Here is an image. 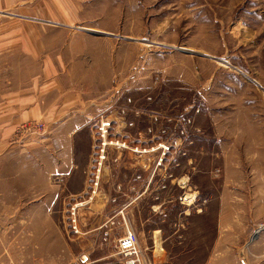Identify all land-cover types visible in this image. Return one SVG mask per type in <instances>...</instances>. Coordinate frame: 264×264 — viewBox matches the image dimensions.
<instances>
[{"label": "rangeland", "instance_id": "374dc122", "mask_svg": "<svg viewBox=\"0 0 264 264\" xmlns=\"http://www.w3.org/2000/svg\"><path fill=\"white\" fill-rule=\"evenodd\" d=\"M8 2L1 29L48 44L72 65L57 95L85 100L53 208L0 211V255L125 264L131 231L146 264H264V0ZM0 134L3 153L47 155L63 131ZM48 215L55 238L31 239Z\"/></svg>", "mask_w": 264, "mask_h": 264}, {"label": "crops", "instance_id": "0c3cea01", "mask_svg": "<svg viewBox=\"0 0 264 264\" xmlns=\"http://www.w3.org/2000/svg\"><path fill=\"white\" fill-rule=\"evenodd\" d=\"M6 3L9 4L8 0H0V8L3 4L6 6ZM15 32V29H1L0 26V133L2 130L11 131L22 122L43 120L46 128L61 130L63 134L57 137L54 154L3 153L0 149V211H9L10 219L12 211H45L53 208L58 191L51 185V177L63 175L65 164L70 167L75 161V155L70 152L72 139L67 135L82 128L83 121L79 120L82 114L74 118L77 113H72L85 100L73 93L57 95L59 75L65 70V74L72 73V65H66L63 59H59V64L55 63L53 58L56 56L50 52L52 48L43 41L12 40L11 34ZM38 89L44 92L36 91ZM7 141H10L7 137L0 136V146L5 143V146L12 149ZM23 147L25 151L26 144ZM34 175H42L48 185L43 189L37 183L34 185V179L38 181ZM45 217L47 228L52 233L34 235L35 238L31 235V239L49 242L55 238V224L53 228L51 217ZM14 219L17 225L16 216ZM31 219L29 218L30 222ZM25 237L26 235L20 240ZM65 251L68 252V248ZM6 259L13 260L4 252L0 255V260Z\"/></svg>", "mask_w": 264, "mask_h": 264}, {"label": "built area", "instance_id": "2783aa9c", "mask_svg": "<svg viewBox=\"0 0 264 264\" xmlns=\"http://www.w3.org/2000/svg\"><path fill=\"white\" fill-rule=\"evenodd\" d=\"M31 127L36 128V130L33 131H40L43 129L44 124L35 121L33 124L29 123L28 125L23 124L21 126V128L25 130L31 129ZM117 248L119 253L125 258V264H146L141 251H139L137 247V237L135 233L128 231L125 235L120 237ZM0 264H15V262L13 260L6 259L0 260Z\"/></svg>", "mask_w": 264, "mask_h": 264}, {"label": "bare ground", "instance_id": "6f19581e", "mask_svg": "<svg viewBox=\"0 0 264 264\" xmlns=\"http://www.w3.org/2000/svg\"><path fill=\"white\" fill-rule=\"evenodd\" d=\"M76 206H77V204H76Z\"/></svg>", "mask_w": 264, "mask_h": 264}]
</instances>
